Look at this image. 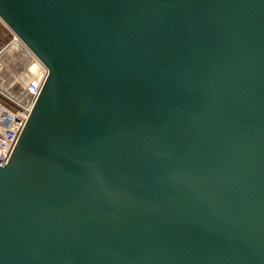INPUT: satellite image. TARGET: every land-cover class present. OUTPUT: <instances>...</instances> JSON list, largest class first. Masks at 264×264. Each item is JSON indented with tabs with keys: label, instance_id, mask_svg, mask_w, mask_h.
I'll return each mask as SVG.
<instances>
[{
	"label": "water",
	"instance_id": "95a60500",
	"mask_svg": "<svg viewBox=\"0 0 264 264\" xmlns=\"http://www.w3.org/2000/svg\"><path fill=\"white\" fill-rule=\"evenodd\" d=\"M48 69L0 165V264H264V0H0Z\"/></svg>",
	"mask_w": 264,
	"mask_h": 264
},
{
	"label": "rangeland",
	"instance_id": "374dc122",
	"mask_svg": "<svg viewBox=\"0 0 264 264\" xmlns=\"http://www.w3.org/2000/svg\"><path fill=\"white\" fill-rule=\"evenodd\" d=\"M0 86L10 95L28 101L41 87L45 65L0 18Z\"/></svg>",
	"mask_w": 264,
	"mask_h": 264
},
{
	"label": "built area",
	"instance_id": "2783aa9c",
	"mask_svg": "<svg viewBox=\"0 0 264 264\" xmlns=\"http://www.w3.org/2000/svg\"><path fill=\"white\" fill-rule=\"evenodd\" d=\"M15 39L21 40L16 34ZM2 51H0V54ZM47 73L48 69L45 68L44 80ZM41 87L28 101L22 102L0 86V165H5L9 161L32 112Z\"/></svg>",
	"mask_w": 264,
	"mask_h": 264
},
{
	"label": "bare ground",
	"instance_id": "6f19581e",
	"mask_svg": "<svg viewBox=\"0 0 264 264\" xmlns=\"http://www.w3.org/2000/svg\"><path fill=\"white\" fill-rule=\"evenodd\" d=\"M22 41V40H21Z\"/></svg>",
	"mask_w": 264,
	"mask_h": 264
}]
</instances>
